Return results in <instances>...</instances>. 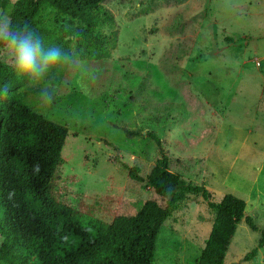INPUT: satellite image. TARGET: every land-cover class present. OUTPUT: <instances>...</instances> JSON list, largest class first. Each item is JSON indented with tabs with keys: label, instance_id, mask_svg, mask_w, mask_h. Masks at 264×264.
I'll use <instances>...</instances> for the list:
<instances>
[{
	"label": "rangeland",
	"instance_id": "obj_1",
	"mask_svg": "<svg viewBox=\"0 0 264 264\" xmlns=\"http://www.w3.org/2000/svg\"><path fill=\"white\" fill-rule=\"evenodd\" d=\"M13 1L0 0V26ZM263 13L264 0H103L75 20L55 94L42 97L44 78L26 97L69 129L53 196L84 222L121 220L154 235L151 264H196L215 217L210 204L232 194L246 202L258 231L239 222L224 264H264V246L243 260L264 232V83L256 62L227 70L217 47L202 43L223 25L252 52L241 40L264 23ZM53 17L48 12V25L58 26ZM260 58L248 53L239 62ZM0 60L15 64L10 47L0 49ZM163 156L182 181L176 190L198 191L166 210L146 183L128 176L130 167L147 175Z\"/></svg>",
	"mask_w": 264,
	"mask_h": 264
},
{
	"label": "trees",
	"instance_id": "obj_2",
	"mask_svg": "<svg viewBox=\"0 0 264 264\" xmlns=\"http://www.w3.org/2000/svg\"><path fill=\"white\" fill-rule=\"evenodd\" d=\"M102 1L15 0L4 9L11 21V31L20 35L34 32L41 39L43 51L56 48L67 60L39 76L20 73L15 64L0 60V264L152 262L154 235L121 220L107 223L96 218L84 222L83 213L53 196V181L62 162L61 152L69 129L26 104L29 93L41 90L37 83L40 79L47 81L42 97L55 94L71 57L70 39L76 38L74 21ZM50 11L54 12L58 26L48 25ZM7 47L0 38V49ZM124 132L129 138L142 136L139 131ZM145 136L161 147L156 134L147 132ZM128 172L130 179L146 183L152 189L160 210L182 200L183 195L198 193L190 186L176 190L182 181L168 169L166 156L145 176L138 167H130ZM210 207L215 217L196 264H224L242 220L251 230L258 231L253 218L245 215L244 200L225 194ZM263 246L264 232L243 260L251 261Z\"/></svg>",
	"mask_w": 264,
	"mask_h": 264
},
{
	"label": "clouds",
	"instance_id": "obj_3",
	"mask_svg": "<svg viewBox=\"0 0 264 264\" xmlns=\"http://www.w3.org/2000/svg\"><path fill=\"white\" fill-rule=\"evenodd\" d=\"M10 28L11 21L6 19L0 26V38L11 48L15 56V66L20 73L39 76L67 60V57L56 48L43 51L41 39L35 36L34 32L29 31L26 35H20Z\"/></svg>",
	"mask_w": 264,
	"mask_h": 264
},
{
	"label": "crops",
	"instance_id": "obj_4",
	"mask_svg": "<svg viewBox=\"0 0 264 264\" xmlns=\"http://www.w3.org/2000/svg\"><path fill=\"white\" fill-rule=\"evenodd\" d=\"M260 17L264 20V13L259 14ZM212 27V24L210 23ZM209 24H207L204 28L207 30ZM212 29V28H211ZM217 29L212 30V32H207L204 34L202 39V43H209L212 46L217 47L215 55H219L225 60L227 65L226 69L231 70L233 66H238L239 71L243 72L242 67L247 64H255L257 67V71L259 72L258 76L260 80L264 83V23L257 25V29L254 34L248 39L247 37L242 38L241 41L244 42L246 47H250L252 52H248V50L239 49L240 40H236V32L229 27L220 25ZM255 51H254V50ZM248 53L260 54V59H248L243 62H239L241 57H245Z\"/></svg>",
	"mask_w": 264,
	"mask_h": 264
}]
</instances>
